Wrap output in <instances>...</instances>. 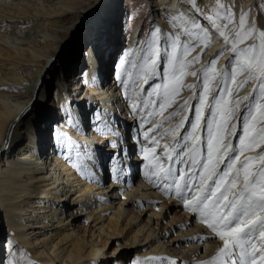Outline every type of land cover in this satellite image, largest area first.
<instances>
[{"label": "bare ground", "instance_id": "6f19581e", "mask_svg": "<svg viewBox=\"0 0 264 264\" xmlns=\"http://www.w3.org/2000/svg\"><path fill=\"white\" fill-rule=\"evenodd\" d=\"M98 1L0 0V151H3L0 156V215L9 230V244L4 248L6 260L13 261V255L23 249L27 255L32 254L38 264H107L104 260L107 256H111L112 264H135L136 261L139 264H201L210 261L223 247V241L219 237L190 239L193 236L213 237L214 233L198 214L194 216L183 206V201L165 193L161 181L150 182L145 177L148 161L143 160L141 152L143 146H149L144 140V132L153 124L160 125L154 133L160 139L159 147L151 145L156 152L150 154V159L153 155L163 156L165 144L171 152L177 139L172 129L184 115L192 117L193 113L186 110L179 113L181 119L178 122L169 119L161 122L175 110L173 106L162 115L150 118L149 125L140 127L141 117H146L147 112L134 113L129 104L139 100L143 107V101L149 99L148 111L155 107L159 112L158 105L151 103L157 97L149 98L148 94L156 84L162 83V79L151 76L144 83L136 69L121 64L130 49L136 50L132 55L133 62L141 60L144 42L157 26L162 29V48L166 47L170 52L167 41L177 32L171 18L187 11L181 5L188 0H104L106 7L87 22V32L74 43L68 64L62 70L54 69V75L48 79L46 87L51 82L55 89L53 97L49 94L46 100L49 109H46L44 95L30 107L43 85L45 70L74 37L76 23L88 19L89 10ZM219 2L232 7L235 22L245 12L248 13L247 26L255 22L253 13L257 10V0ZM142 5L144 8L140 9ZM199 8L203 16L215 18L217 0H199ZM33 21L36 22L33 24ZM175 23L180 28L184 26L180 19ZM218 23L223 27V22ZM26 24H29L27 28ZM263 24V20L258 21L259 29ZM203 26L207 27V24ZM227 34L233 35L231 31ZM211 35L207 53L201 59L203 62L224 45L222 37L214 32ZM181 39L186 38L182 36ZM201 47L203 44L194 45L187 58L196 56ZM228 55V52L219 55L217 68L226 65ZM165 60L166 53L162 50L158 69L162 63L163 69H157L160 73L164 71ZM200 64L201 61L187 71H198ZM122 69L125 73L137 72L138 80L131 87L135 91L130 86L136 75L127 86L122 85ZM29 72L32 76H28ZM124 79H128L126 74ZM254 82V79L249 81L245 86L247 89L242 91V87L234 98L252 92ZM183 83L199 84V80L188 75ZM44 92L47 93V89ZM192 94L193 89L184 88L176 100L182 103ZM11 101H15V105ZM192 102L195 103L194 98ZM95 115H100L112 130L102 132L93 127L100 123L94 120ZM185 128L191 130L188 122H185ZM9 131L10 136L7 135ZM114 132L120 135L115 136ZM179 132L183 134L185 129H179ZM61 133L66 134L63 139ZM198 134L206 137V128L201 126ZM108 141H115L118 147L113 148ZM66 142L79 147H69ZM200 143L204 151V140ZM190 145L189 142L188 148H184L182 142L176 153L180 149L187 153ZM262 149L263 145L255 146L237 154L257 156L264 152ZM251 150H257L256 155H250L248 151ZM85 152L93 155V159L88 160L83 155ZM114 153L121 160L120 179H116V173L109 172ZM73 161L85 170L74 167ZM160 163L167 167L174 162L165 157ZM138 165L141 172L132 171ZM178 166L184 167L177 163ZM80 215L84 216L85 229L90 226L87 237L80 235L81 227L75 222ZM168 233L172 236H166ZM112 236L125 239L127 253H118V249L107 252L108 255L103 253ZM256 236L258 239L259 234ZM135 249L131 258L128 254ZM257 262L259 264V257ZM20 264L28 263L22 258Z\"/></svg>", "mask_w": 264, "mask_h": 264}, {"label": "snow or ice", "instance_id": "6c2138e0", "mask_svg": "<svg viewBox=\"0 0 264 264\" xmlns=\"http://www.w3.org/2000/svg\"><path fill=\"white\" fill-rule=\"evenodd\" d=\"M217 5V15L214 18L201 14L199 0H188L181 5L187 11L171 18L177 32L168 42L170 52L166 47L162 48V29L157 26L149 33L150 38L144 42L141 60L134 63L132 55L136 50L130 49L121 64L136 69L143 77L144 83H147L151 76H161L162 79V83L156 84L148 94L149 98L153 95L157 97L151 103L158 105L159 112L155 107L148 111L149 99L143 101V107L139 100L129 104L134 113L147 112L146 117H141L143 123L140 127L149 125L150 118L157 114L162 115L166 109L173 106L175 110L170 116L174 117L186 110L193 113L192 117L184 115V119L172 129L177 139L171 152L165 144L162 148L163 156L153 155L150 159V154L156 152V148L151 145L159 147L160 137L154 134L159 124L146 128L144 140L149 146H143L141 152L143 160L148 161L145 165L148 170L145 177L150 182L161 181L165 193L173 194L183 201V206L194 216L198 214L199 219L214 233L213 237L193 236L190 239L195 241L219 237L223 241V247L216 256L210 261H202L201 264H258L257 257L259 264H264V152L244 159L237 154L264 143V30L258 27L259 15L264 14V0H257L258 14L250 27L246 24L247 12L239 15L238 22H234L232 7L220 3L219 0ZM177 19L181 20L183 28L175 23ZM218 21L223 22V27ZM204 24H207V27H204ZM228 31L233 35L227 34ZM213 32L223 38L224 45L212 58L201 64L198 71H187L190 66L200 63L201 57L207 53V41L212 39ZM182 36L186 39L182 40ZM248 40L252 43H245ZM198 43L203 44L200 52L188 59L194 45ZM162 50L166 53V60L164 71L160 73L157 69ZM224 52L229 54L227 63L217 68V58ZM125 74L128 79H124ZM188 75L196 77L202 83H182V77ZM132 77L133 72L125 73L122 69L121 84L127 86ZM253 79L256 84L252 92L244 97L234 98L235 94ZM184 88L193 89V94L181 103L175 97ZM193 98L195 103L192 102ZM238 115L247 116V119L241 120L242 135L237 133L234 123ZM94 120L100 121L99 124L93 125L96 129L102 132L112 130L100 115H95ZM185 122L190 125V131L185 128ZM201 126L206 128V137L198 135ZM179 129H185V132L181 134ZM7 135L10 136L11 132ZM113 135L120 134L114 132ZM234 135L239 136L238 146L230 139ZM64 136L66 134L61 133V139ZM202 139L203 152L200 149ZM182 142L184 148H188L190 142L191 148L187 153L183 149L176 153V148H179ZM66 143L69 147H79L73 142ZM108 143L113 148L118 147L115 141ZM120 151L123 152L124 149L121 148ZM83 155L88 160L93 159V155L87 152ZM165 157L174 163L165 167L160 163ZM176 163L185 167L177 168ZM73 166L81 168L76 161H73ZM109 172L116 173V179H120L121 160L115 153L111 156ZM8 244L9 241L5 239L0 243V248H6ZM0 264H5L3 259H0ZM7 264L13 262L8 260ZM135 264H139V261Z\"/></svg>", "mask_w": 264, "mask_h": 264}, {"label": "rangeland", "instance_id": "374dc122", "mask_svg": "<svg viewBox=\"0 0 264 264\" xmlns=\"http://www.w3.org/2000/svg\"><path fill=\"white\" fill-rule=\"evenodd\" d=\"M103 1L104 0H99L98 2H97V4H95L92 8H91V10H89V13H88V19H86L85 21H82V20H80V21H78L76 24H77V28H76V31H75V34H74V37L72 38V40L66 45V46H64V48L62 49V50H60V52L58 53V56L57 57H59L53 64H52V66L50 65V68H47L45 71L46 72H44V75L42 76V82H43V85L40 87V89H38V91L36 92V94H35V97H34V100L33 101H31L30 102V107H32L36 102H37V100L41 97V95H44V99H45V103H46V109H47V107H48V109H49V106H50V104L46 101L47 99H48V97H49V94H50V96H52L53 97V92L55 91V89L53 88V84H51V82H50V84L46 87V83H47V81H48V79L50 80V77L51 76H53L54 75V69H59V70H62V68L64 67V65H66V64H68V59H70V53L69 52H72V49H73V47H74V43L77 41V38L79 37V36H82L83 34H85L86 32H87V29H88V26H87V22L88 21H90L91 19H93L95 16H97L98 14H100L102 11H103V9H104V7H106V5L105 4H103ZM144 8V6L142 5V7L140 6V9H143ZM257 14H258V10H255L254 11V13H253V19H254V21H256V17H257ZM90 18V19H89ZM252 19V20H253ZM259 20H263V23H264V14H261V15H259ZM258 20V21H259ZM36 21H33V22H31V23H35ZM235 22V21H234ZM123 23H124V21H123ZM122 23V24H123ZM28 25L29 24H26V27L25 28H27L28 27ZM261 30H264V24H263V26H262V28H261ZM39 38V37H38ZM170 40V39H169ZM169 40L167 41V43L169 42ZM38 41H39V39H38ZM122 42H124L123 41V39L121 40ZM39 43V42H38ZM200 52V50L199 51H196V53L198 54ZM196 54V55H197ZM203 57H204V55L201 57V59H203ZM203 61L201 60V64H203L204 62H206V61H204L203 63H202ZM200 64V65H201ZM163 69V63L161 64V67L158 69L159 71H161ZM135 73H134V72ZM132 72H133V75H136V78H135V76H134V79H133V81H132V84H131V86H130V89H132L133 91H135L136 89H134V88H131V87H133V85H134V81H136V80H138V76H137V72L135 71V70H133ZM64 72V71H63ZM31 72H29V74H28V76H32V73L30 74ZM45 73H46V75H45ZM53 78V77H52ZM186 78V76H184V77H182V83H183V80ZM256 82V81H255ZM254 82V83H255ZM202 82L199 80V84H201ZM249 84V82L246 84V85H244V88H242V91H245L247 88L245 87V86H247ZM44 89H47V93L46 92H44ZM46 93V94H45ZM217 95H219V93H217ZM175 99H176V97H175ZM52 100V99H51ZM11 103H12V105H15V101H11ZM153 110V108L152 109H150V111H152ZM50 111H52V113H53V108L51 109L50 108ZM184 112H182V113H180V114H183ZM180 114H179V117L178 116H167L168 117V119H169V121H172L173 120V123H175V122H178L179 121V119H181L180 118ZM58 116V118H60V114H58L57 115ZM242 119H247V116H237V118L235 119V121L237 122V124H236V131H238L239 130V134H243L242 133V125H241V120ZM165 120H167V119H165V118H163L162 120H161V122H164ZM235 121H234V123H235ZM160 122V123H161ZM199 135V134H198ZM131 136V135H130ZM237 139H239V136H237L236 137V140H235V135L234 136H232L231 137V140H232V142H233V144L234 145H236V146H238V144H239V142H237ZM173 142V141H172ZM201 142V141H200ZM263 145V149L262 150H264V143H259V146L258 147H261ZM256 145H254L253 147H255ZM191 148V145L189 146V149ZM200 149H201V151H202V144L200 143ZM2 150L0 151V156L2 155ZM203 152V151H202ZM248 153H250V155L251 154H254V155H256V153H257V150H251V151H248ZM245 157H248L247 155H245V156H241V159H244ZM104 164H106V162L104 163ZM127 165V164H126ZM105 166V165H104ZM176 167H177V163H176V165H175ZM184 167H185V165H184ZM177 168H180V166H178ZM134 169L135 170H133L132 169V171H134V172H141V170H140V165H138V168H137V166H136V168L134 167ZM132 171H131V173H130V176H129V178H131L132 176H131V174H132ZM157 185V184H156ZM161 188V187H160ZM156 195H159V192H157L156 193ZM172 200V199H171ZM177 205V204H176ZM148 214V213H147ZM146 214V215H147ZM145 215V216H146ZM145 216H144V218H145ZM84 217V216H83ZM83 217H81V215L80 216H78L77 218H75V222H76V224H79V227H81V229H80V235L82 234V235H85V237H87V234H88V230L90 229V226H88L86 229H85V223L86 222H82V219H83ZM161 217H162V214H161ZM2 220L4 221V219H2V217H1V215H0V242L2 243V242H4L5 241V239H8L9 238V235H8V233H9V230H8V228H7V226L5 225V224H3L2 223ZM161 220H162V225H163V218H161ZM82 229H84L83 231H81ZM174 230H177V228L176 229H174ZM175 232V231H174ZM166 236H172V234H167ZM94 238V237H93ZM89 239H91V238H89L88 237V240ZM161 241H163V240H161ZM11 242H13L12 241V239H11ZM124 242H125V239L124 238H118V239H115V237L114 236H112L110 239H108V243L106 244V247H104V250H103V253H106L107 254V252L108 253H110L111 251H114V250H116V249H118L117 251H118V253H120V252H122V251H124L123 253H127V251L126 250H124V249H127L128 247H127V245L128 244H124ZM11 245H13V244H11ZM13 248H15V247H13ZM140 248H142V247H140ZM140 248H138V249H140ZM21 251H18L16 254H14L13 255V264H20L21 263V260H22V258H24L26 261H27V263L29 264V262H31V264H38L37 263V261H36V259L35 258H33L32 257V254H29V255H27V251H24L23 249H20ZM137 250L135 249L134 251H132L133 253H131V254H128V255H132V257L131 258H133V255L135 254V252H136ZM7 252V251H6ZM5 250H4V248H0V259H3L4 260V262H5V264L7 263V260H6V256L4 255L5 253ZM108 255V254H107ZM6 260V261H5ZM103 260V259H102ZM101 260V261H102ZM104 260L106 261V263L107 264H112L111 263V261H112V258H111V256L110 257H108L107 256V258H104Z\"/></svg>", "mask_w": 264, "mask_h": 264}]
</instances>
